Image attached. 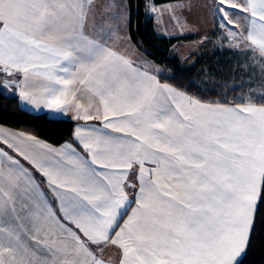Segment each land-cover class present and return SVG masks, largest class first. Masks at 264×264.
I'll return each mask as SVG.
<instances>
[{
  "label": "snow or ice",
  "instance_id": "obj_1",
  "mask_svg": "<svg viewBox=\"0 0 264 264\" xmlns=\"http://www.w3.org/2000/svg\"><path fill=\"white\" fill-rule=\"evenodd\" d=\"M210 11L222 41L264 58V0H212ZM123 19L96 0H0V87L86 122L60 148L0 129L31 166L0 147V217L19 197L44 233L32 247L23 225L0 223V264H107L109 247L119 264L247 254L264 211V101L205 103L161 84L109 46Z\"/></svg>",
  "mask_w": 264,
  "mask_h": 264
},
{
  "label": "trees",
  "instance_id": "obj_2",
  "mask_svg": "<svg viewBox=\"0 0 264 264\" xmlns=\"http://www.w3.org/2000/svg\"><path fill=\"white\" fill-rule=\"evenodd\" d=\"M146 1L127 0V32L130 40L148 59L170 72V75L161 77L165 82L204 102L242 103L248 100L245 87L225 83L233 71L232 67L236 65L234 57L201 58L194 67L182 64L181 59L173 52V45L191 38V35L157 34L154 17L148 14ZM152 1L159 5L180 0ZM252 68L250 66L249 70L253 71ZM259 102L261 98L256 100V103ZM0 124L33 134L52 145L72 141L75 126L72 120L53 118L46 113L29 112L19 105L17 96L7 95L1 90ZM241 264H264V211L256 221L251 246L241 258Z\"/></svg>",
  "mask_w": 264,
  "mask_h": 264
},
{
  "label": "crops",
  "instance_id": "obj_3",
  "mask_svg": "<svg viewBox=\"0 0 264 264\" xmlns=\"http://www.w3.org/2000/svg\"><path fill=\"white\" fill-rule=\"evenodd\" d=\"M96 2L97 4H100V5H108V4L115 3L116 5L122 6V11L124 13V19L117 21V23H120V28L118 32L116 33V35H114L109 40V46L117 49L121 54H123L128 59H130L133 62L134 66L139 67L141 71H144L147 69L150 72V74L155 75L157 77V79L160 81L161 84H168L161 77L170 75V72L168 71L167 73H164V70H165L164 67H163L164 69L162 72L156 69L155 67H162V66L154 63L153 61L148 59L144 54L142 55L139 52V48L129 38V35L127 32L128 18H129L127 0H96ZM168 12L172 13V11H168ZM192 13H195V15ZM192 13L189 14L191 15L190 17L191 22L188 23L182 29L176 30V32L174 30H165L170 33L172 32L171 33L172 35H169V36H178V35H184V34L191 35V38L174 44L173 48H175V46L184 44L186 42H190V41L194 42L195 40L201 39V41L198 42V45L195 47L196 50L192 51L193 53L190 54V56L188 57L186 61L181 59V57L177 55L181 59L182 64L186 63L188 67H194L201 58L202 59L212 58V57L218 58L220 56L224 59V58H228V56L234 57L236 61V65L232 67L233 71L231 75H229L230 78L229 77L226 78L225 83H228L229 85H240V86L245 87L246 88L245 92L247 95L246 98L248 100L242 103H227V104L234 106L236 104H245L248 102L256 103V100L260 98H261V101H264V67L262 68L261 66V61L264 60V58L254 56L251 51H242L241 49L231 47L230 45H228L227 40L222 41L220 39L221 33L218 28V22L217 20L213 18L211 11H208L207 13H205L206 16L205 17L203 16L204 18L202 21L200 20V23L202 24L200 26L196 25V22L193 19V17H197L196 12H192ZM125 19H126V22H124ZM241 23L243 24L244 21H241ZM175 25H176V22L175 23L173 22L174 27ZM250 66L253 67L252 68L253 71L249 70ZM256 69L261 70L260 72L258 71L259 75ZM4 79H8V78L4 76V74L0 73V81ZM211 82L215 83L216 81L211 80ZM170 86L173 87L172 85ZM0 90L7 95L17 96L19 105L23 109L29 112L46 113L47 115L53 118H63V119L74 121L75 122L74 130L78 125L83 126L86 123L84 121H76V120L71 119L70 117L72 116V112H68L67 114L62 115L60 113L53 112L50 109L44 108L43 106H41L40 109H36L33 105H30L27 102L21 101L18 95L19 90L14 87L7 89V90L0 87ZM177 90L180 92H183L179 89ZM185 95L196 98L187 93H185ZM201 102H204V101H201ZM205 103H212V102H205ZM87 125L89 127H93V126L99 127L100 122L99 121H89L87 122ZM0 129H3L5 132H9V133H17V134H23L24 136L34 137L36 141H39L43 144L50 145L54 148H60L62 145L66 143L64 142L59 145H52L48 143L47 141L36 137L33 134H30V133H27L25 131H21L18 129H14V128H11V127H8L2 124H0ZM68 142L75 143L73 141V138H72V141H68ZM0 147H3L6 151L9 152V154L19 159L20 162L24 164L26 167H31L28 164V162L23 159V157H19L14 151H12L11 149H7L6 145L0 144ZM36 175L39 177V173H36ZM22 208H23V202L21 198L18 197L16 201V213L13 214L10 211L5 213L2 217H0V223H3L5 225H16L19 223L23 225V231L25 235L22 237V239L25 241V243H28L30 246L36 247V244L34 241L31 240V237L33 235H36L38 239H43L44 233L42 232L35 233L33 231V229L31 228L30 222L26 218V210H22ZM14 216H19V220H16ZM102 258L107 262V264H119V259H120L119 249L114 248V247L106 248L102 255Z\"/></svg>",
  "mask_w": 264,
  "mask_h": 264
},
{
  "label": "rangeland",
  "instance_id": "obj_4",
  "mask_svg": "<svg viewBox=\"0 0 264 264\" xmlns=\"http://www.w3.org/2000/svg\"><path fill=\"white\" fill-rule=\"evenodd\" d=\"M212 0H180L171 3L159 4L156 5L152 0L146 1V9L149 15L154 17V25L157 34L169 36L172 35L170 32L165 30H176L182 29L188 23L191 22V14L192 12H196L197 17H193L196 25H202L200 20L202 21L203 18L206 16L205 13L210 11ZM174 4V5H173ZM206 5L208 7H206ZM155 8L156 10L153 11L152 9ZM168 11H172L169 13ZM195 15V13H192ZM204 16V17H203ZM126 22V19L125 21ZM173 22H176L175 27L173 26ZM164 30V31H163ZM200 40H195L194 42H186L184 44H180L173 48V52L176 55H179L181 59L187 60L190 56L192 51L196 50V46ZM229 45V43H228ZM139 52L143 55V52L139 49ZM261 60V59H260ZM262 68L264 67V60L261 61ZM159 71H163V67H155ZM168 70L165 69L164 73H167ZM36 247H38L36 245Z\"/></svg>",
  "mask_w": 264,
  "mask_h": 264
}]
</instances>
